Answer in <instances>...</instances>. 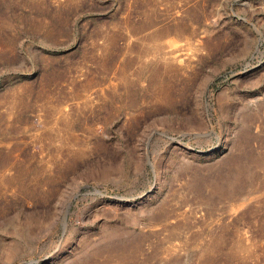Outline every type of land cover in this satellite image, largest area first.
I'll return each instance as SVG.
<instances>
[{
    "label": "rangeland",
    "instance_id": "rangeland-1",
    "mask_svg": "<svg viewBox=\"0 0 264 264\" xmlns=\"http://www.w3.org/2000/svg\"><path fill=\"white\" fill-rule=\"evenodd\" d=\"M0 264H264V0H0Z\"/></svg>",
    "mask_w": 264,
    "mask_h": 264
}]
</instances>
